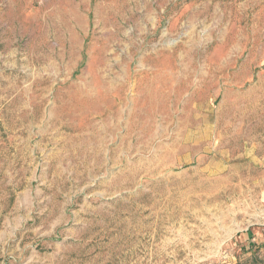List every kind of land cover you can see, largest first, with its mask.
Listing matches in <instances>:
<instances>
[{
	"label": "rangeland",
	"instance_id": "374dc122",
	"mask_svg": "<svg viewBox=\"0 0 264 264\" xmlns=\"http://www.w3.org/2000/svg\"><path fill=\"white\" fill-rule=\"evenodd\" d=\"M0 264H264V0H0Z\"/></svg>",
	"mask_w": 264,
	"mask_h": 264
},
{
	"label": "trees",
	"instance_id": "16d2710c",
	"mask_svg": "<svg viewBox=\"0 0 264 264\" xmlns=\"http://www.w3.org/2000/svg\"><path fill=\"white\" fill-rule=\"evenodd\" d=\"M250 249H251V244H250Z\"/></svg>",
	"mask_w": 264,
	"mask_h": 264
}]
</instances>
